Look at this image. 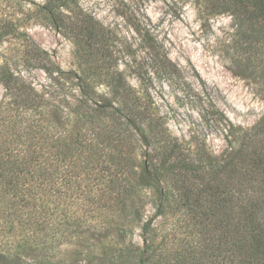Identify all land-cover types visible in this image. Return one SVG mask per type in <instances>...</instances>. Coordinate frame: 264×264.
<instances>
[{
    "label": "trees",
    "instance_id": "trees-1",
    "mask_svg": "<svg viewBox=\"0 0 264 264\" xmlns=\"http://www.w3.org/2000/svg\"><path fill=\"white\" fill-rule=\"evenodd\" d=\"M1 1L7 2L5 7L11 5L0 18V43L10 36L26 37L19 33L22 19L17 15L24 11L25 0ZM219 2L244 28L239 34L245 46L240 63L256 76L264 70V0ZM72 6L76 0H47L40 11L48 20L63 19L69 17L62 12L73 13ZM76 21V36L84 38L89 56L95 58L83 75L62 70L32 40L26 46L49 79V95H63L61 106L46 99V91L20 83L10 71L13 64H0V83L8 98L0 113L11 115L0 121V223L14 229L33 220L42 233L48 209L67 199L79 200L85 208L107 203L120 211L114 224L119 228L140 224L137 202L151 196L154 217L141 226L143 241L155 217L166 210L174 217L170 239L166 237L155 259L146 248L132 264H264V116L244 130L213 101H206L201 117L210 130L221 133L230 151L214 156L201 171L190 160L193 150L182 148L154 113L155 78L165 74L171 79L177 71L150 30L133 23L146 53L127 73L109 52L103 29L86 18L85 26ZM62 116L66 122H61ZM90 179L97 182L91 184ZM75 232L73 238H81ZM20 237L0 240V264H52L39 256L48 257L53 249L46 241L29 244V236Z\"/></svg>",
    "mask_w": 264,
    "mask_h": 264
},
{
    "label": "rangeland",
    "instance_id": "rangeland-1",
    "mask_svg": "<svg viewBox=\"0 0 264 264\" xmlns=\"http://www.w3.org/2000/svg\"><path fill=\"white\" fill-rule=\"evenodd\" d=\"M46 2L25 0L24 11L16 12L22 19L19 33L27 38L10 36L2 41L0 64H13L10 71L18 76L20 83L31 85L40 92L46 91V99L50 98L48 100L54 105L61 106L58 100L63 99V95L59 98L49 95V79L38 68L26 46L29 39L32 40L62 70L83 75L95 58L89 56L92 53L85 48L84 38L76 36L72 22L77 20L79 25L85 26L82 18H86L103 29L109 52L117 59L119 69L127 73L134 60L138 61L146 53L133 23L150 30L177 71L171 79H165V74L155 78L154 113L163 118L164 127L182 148L193 150L189 154L190 160L193 159V165L201 171L213 163L211 159L221 158L230 151L221 133L210 130L201 117L206 101H213L230 122L244 130H250L264 116V70L252 76L241 66L245 46L239 42V34L244 28L241 29L230 13L218 6L219 0H76L73 13L62 12L69 18L57 16L49 20L40 11ZM6 4L0 0V18L10 8L11 4L5 7ZM74 15H77L76 19ZM62 25H66V29ZM128 77L134 86L138 85L135 78ZM98 88L102 90L103 85ZM66 91L63 89L62 92ZM5 93L0 83L2 108L1 104L8 101ZM73 93L77 95L75 91ZM5 116L0 113V121ZM61 119V122L67 120L65 116ZM90 180L91 184L97 182V179ZM150 197L137 202L140 224L130 222L115 227L121 214L109 208L107 203L85 208L79 200L71 203L66 199L61 206L54 207L56 201L48 209L47 229L42 233L39 232L42 226L33 220L14 229L0 223V240L7 237L17 241L21 239L20 235H27L29 244L35 240L46 241L53 249L48 257L39 256L51 260L52 264H132L146 248L155 259L170 235L174 217L169 210L155 217L144 242L141 226L154 217ZM36 228L38 237L34 238L32 234ZM75 231L81 233V238H73ZM71 241L78 242L75 245ZM173 247L175 250L178 245L175 243ZM187 251L193 256L189 249ZM27 259L33 261L32 256Z\"/></svg>",
    "mask_w": 264,
    "mask_h": 264
}]
</instances>
